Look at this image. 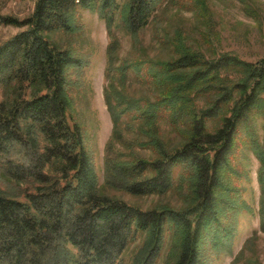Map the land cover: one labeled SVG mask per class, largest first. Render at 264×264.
<instances>
[{
    "label": "trees",
    "instance_id": "16d2710c",
    "mask_svg": "<svg viewBox=\"0 0 264 264\" xmlns=\"http://www.w3.org/2000/svg\"><path fill=\"white\" fill-rule=\"evenodd\" d=\"M162 2L125 0L121 7L120 0H35L26 19L0 15L1 24L25 27L0 44V157L9 178L34 184L24 200L0 191V264H118L140 233L145 238L131 264H156L169 230L176 238L172 264H204V241L217 245L231 237L234 227L223 215L241 209L234 186L243 173L240 149L258 159L264 194V58H208L181 43L172 59L120 68V80L129 71L146 74L155 100L117 96L118 112L108 103L118 141L122 116L128 124L157 125L165 115L184 126L185 141L169 150L153 136L145 144L155 150L153 158L108 151L105 184L134 196H160L183 178L192 205L144 210L100 193L93 152L71 113L70 74L84 62L45 34L74 32L79 10H89L108 29L120 11L126 30L136 35Z\"/></svg>",
    "mask_w": 264,
    "mask_h": 264
},
{
    "label": "rangeland",
    "instance_id": "374dc122",
    "mask_svg": "<svg viewBox=\"0 0 264 264\" xmlns=\"http://www.w3.org/2000/svg\"><path fill=\"white\" fill-rule=\"evenodd\" d=\"M120 2L122 7L125 0ZM34 6L35 0H0V15L23 20L31 16ZM121 19L120 11L116 12L115 23L108 29L97 12L79 10L78 28L74 32L45 34L50 43L60 48L69 47L84 62L80 72L70 74L72 116L82 125L93 152L100 193L144 210L156 206L187 209L192 205V198L183 178L176 189L160 196H134L105 184L108 151L112 156L121 153L126 159L153 158L155 150L145 145L153 136H157L169 150L185 141L184 126H175L166 115L157 125L128 124V117L122 116L117 129L122 139L118 141L113 135L114 123L108 99L114 112L120 109L117 96L155 100V85L148 81L146 74L137 76L129 71L126 79L120 80V68L122 64L147 59H172L180 43L201 51L208 58L224 53L235 54L245 61L264 58V0H163L150 23L136 35L126 30ZM24 29L0 23V44ZM113 41L112 55L109 56L108 48ZM259 133L262 137V130ZM238 153L243 173L234 186L241 191V209L235 216L223 215V219L234 227L231 237L219 238L217 245L209 238L204 241V264H264V194L258 181L260 163L246 148ZM0 191L24 200L27 193L34 191V184L9 178L0 157ZM173 234V230L166 232L156 264H172L176 248ZM144 238V234H138L122 252L118 264H131Z\"/></svg>",
    "mask_w": 264,
    "mask_h": 264
}]
</instances>
